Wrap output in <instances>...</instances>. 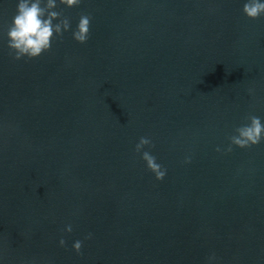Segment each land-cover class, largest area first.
Returning a JSON list of instances; mask_svg holds the SVG:
<instances>
[{
  "label": "water",
  "instance_id": "1",
  "mask_svg": "<svg viewBox=\"0 0 264 264\" xmlns=\"http://www.w3.org/2000/svg\"><path fill=\"white\" fill-rule=\"evenodd\" d=\"M17 2L0 0V264H264V141L223 151L249 114L264 123V17L246 0L58 3L70 30L15 60Z\"/></svg>",
  "mask_w": 264,
  "mask_h": 264
},
{
  "label": "clouds",
  "instance_id": "2",
  "mask_svg": "<svg viewBox=\"0 0 264 264\" xmlns=\"http://www.w3.org/2000/svg\"><path fill=\"white\" fill-rule=\"evenodd\" d=\"M82 0H18L16 13L7 28V47L13 59L20 60L27 58L32 60L38 58L43 53L50 51L54 38H62L64 32L71 28V21L68 17L63 16L62 12L57 11L58 3L67 8L77 7ZM242 11L244 15L255 20L264 17V0H246ZM92 17L89 14H81L77 27L72 31V38L80 43L85 44L89 39L90 24ZM55 21V23H54ZM250 94L252 90H249ZM246 119L249 121L235 129L234 135L229 137L230 143L224 152L233 151V146L241 149L251 148L259 145L264 141V123L260 117L249 114ZM154 148L155 145L150 137L142 136L135 145V152L141 154V158L146 162V166L151 171L157 181L164 180L167 169L157 163V159L150 151H144L145 147ZM221 152L218 146L215 149ZM184 163H191V157H186ZM66 232L72 231L69 224L65 228ZM89 233L85 239H91ZM60 246H65L66 241L62 238L59 241ZM83 241L77 240L73 244V249L77 254H81ZM217 260L215 253L207 257V264H213Z\"/></svg>",
  "mask_w": 264,
  "mask_h": 264
}]
</instances>
